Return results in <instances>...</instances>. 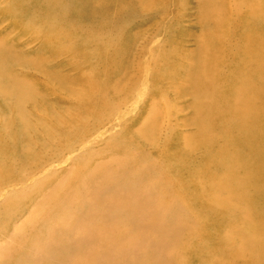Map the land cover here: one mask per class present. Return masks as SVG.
Returning <instances> with one entry per match:
<instances>
[{
  "label": "bare ground",
  "instance_id": "6f19581e",
  "mask_svg": "<svg viewBox=\"0 0 264 264\" xmlns=\"http://www.w3.org/2000/svg\"><path fill=\"white\" fill-rule=\"evenodd\" d=\"M184 2L0 0V264H264V0H198L191 49L178 26L150 31ZM60 98L76 125L35 123ZM108 124L102 164L88 153L66 185L40 180Z\"/></svg>",
  "mask_w": 264,
  "mask_h": 264
},
{
  "label": "rangeland",
  "instance_id": "374dc122",
  "mask_svg": "<svg viewBox=\"0 0 264 264\" xmlns=\"http://www.w3.org/2000/svg\"><path fill=\"white\" fill-rule=\"evenodd\" d=\"M173 9H174V7H173ZM176 11H177V9H176ZM181 12L182 13H181L180 19L182 21H180V19H179V22H177L176 18H174V17H172V18L169 17L167 19H164L165 16L160 15L159 13H154L153 12L152 13L153 19L151 21V24L152 25L150 26V28H151L150 31L153 30L156 26L161 25L163 22H164V24L162 25L163 28L169 29L170 27H176V26H178L179 29H180V34L182 36H184L185 34H188L189 36H192V38L191 39H188L189 41H186V43H185V47L191 49V48H193L195 46V42H196L197 37H199V36H201L203 34V28H202V25H201V23L199 21V4H198V0H186V2H184V4H183V7L181 9ZM162 19L164 21H162ZM12 24L13 23L9 19L0 16V30H3V29L5 30L6 29V31H8L11 28ZM163 28H161V26H158L157 27V32L158 31L159 32L163 31ZM17 32L18 31L16 30L13 34L15 35V33H17ZM10 33H12V32H10ZM162 39H163V36L161 34H159V37L156 40L159 41V40H162ZM181 39L185 40L184 38H181ZM22 42H26V44L25 43L19 44V46L24 50V53H26L28 55L29 54L31 55V54H33V53H35L37 51V49H38V43L37 42H31L30 41V42H28L29 43L28 44L27 43V38H23L22 39ZM70 70H72V68ZM58 71L60 73H62L61 76L65 79L64 80L65 81L64 84H67V81H69V80L71 81V80H77L78 79L79 81L84 82L85 79H86V78H80V77H78V71H74V72H70L69 71L68 72L65 69L64 70L63 69H60ZM55 82L56 81H53L52 82V81L46 80L45 85H48L50 88H53V87L55 88V86H57V84ZM81 85H83V84H81ZM63 100H64V103H65L63 105V107L61 105V106H59V108L57 107L56 110H54V109H55V107L57 105L53 104L52 102L51 103H48L47 105H39L40 106V111L38 113L36 112L38 115H37V118L35 117V119H34L35 120V123L36 122L37 123L40 122L41 119H43L47 123H49L51 121V119H52L51 117H53L55 115L58 118L57 120L54 119L56 121L64 122L66 124L69 123V124L76 125V123H71V122L68 121V118L67 117L71 113V107H67L66 102H65L66 99H63ZM63 100L61 99V101H63ZM162 102H163V105H161ZM131 104H136V103H132L131 102ZM156 105H157L158 109L164 110L168 106H170L171 108H173L174 105H176V104L175 103H172L169 100L168 101H163V100L161 101L159 99V100H157ZM178 105L181 108H185V107H189V105H191V102L189 101V102H186L185 103L184 101H179L178 102ZM137 106H139V105H137ZM9 108H10L9 106H4V107L2 106L0 109H1V111H3V109L8 110ZM174 110L176 112L178 111L177 116L178 117L182 116V120L183 121L186 122L187 119H188L189 122L191 121V119L193 117V114H192L193 112L191 111V109L188 108L183 113L180 112L181 109L180 110L174 109ZM131 111H132V109L130 110V112ZM136 111H138V110H136ZM121 112H122V114H126V111L125 110H123ZM127 112H129V111H127ZM143 116H144V118L141 121V124H144L145 122H149L150 117L148 115H145V114H143ZM6 117H7V115H6ZM119 117L117 118V120L119 119ZM134 117H136V116H134ZM88 122H92L91 118L89 119ZM111 129H113V127H111L110 124H108L107 126L103 127V131L104 132L101 129V131L98 130L97 132H95L91 136H90V133H88V135L84 136L83 138H75L72 141V143H74V147H75L74 150H75V152L73 153L71 151L72 153L71 152L67 153V151L65 150V151H62V153H59L58 156L56 154V156H55L56 157V160L53 161V163H51V165L46 166L47 168L43 166L44 167L42 169L43 171L40 170L42 172L40 174H38L37 176H39L40 180L47 179V178L49 179V178H54V177L58 178L59 177L60 179H62V181H61L62 186H64V185H66L70 181V179L72 178V176L77 172V170H78V161H79L78 159H80L83 156L85 157V155L88 154V153L94 154L96 156L95 163H97L96 166H99L98 163H101L102 164V162H101L102 161V158H100L101 156H98V155H100L101 150L104 148L105 144H104V141L103 140H104V138H109ZM184 133H185V135L194 136L196 134V127L189 128ZM56 134L58 135V133H56ZM73 137L74 136H72L71 138H73ZM44 142L45 141H43V143ZM91 152H93V153H91ZM149 154H150V159H152V160H157L160 157V154L157 151L156 152H150ZM60 156H61V158H59ZM57 158H59V159H57ZM66 158H67V160H66ZM65 174H66V176L63 177L62 175H65ZM66 177H68L67 180H65ZM170 192H172L174 194H179V192H177L174 189L170 190ZM7 195L8 194H6V196ZM10 195H14V194H9V196ZM8 229L10 230L11 227H9ZM156 235L157 234L154 233V237H156ZM138 240H139V238L138 239H136L135 237L133 238V242L134 243H139ZM159 240H161V239H159ZM207 241H209V240H207ZM192 243H194V242H192ZM140 245H141V247L143 249L146 248V245H142V244H140ZM216 252H217V254H219L220 253V250L217 249ZM93 253H94V251H93ZM98 253H99V251L95 252V254H98ZM119 256L121 257V254ZM117 257H116L115 254H113L111 256V260L113 261L114 264H116V262H114V261H117V263H119V261H120V258H117ZM127 258L128 257H124L123 259L121 258V264H123V262H125V260ZM247 258H249V257H247ZM182 260H184L185 263H186L187 260H188V258L187 257L184 258V259L182 258ZM240 260L243 263L245 261H247V259H243V258H240ZM103 264H106V262L103 263Z\"/></svg>",
  "mask_w": 264,
  "mask_h": 264
}]
</instances>
